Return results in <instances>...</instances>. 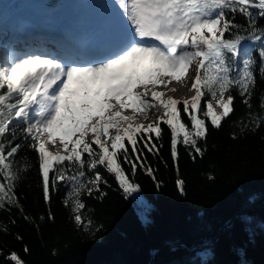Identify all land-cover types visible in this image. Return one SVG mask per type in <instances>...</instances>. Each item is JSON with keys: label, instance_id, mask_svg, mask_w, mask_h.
<instances>
[{"label": "snow or ice", "instance_id": "1", "mask_svg": "<svg viewBox=\"0 0 264 264\" xmlns=\"http://www.w3.org/2000/svg\"><path fill=\"white\" fill-rule=\"evenodd\" d=\"M117 3L123 42L102 59L0 51V209L19 205L16 183L30 165L16 157L26 143L38 157L45 202H50L51 191L67 184L71 190L65 204L71 203L77 225L92 232L93 221L83 215L82 196H92L108 183L99 168L115 177L126 197L132 196L141 186L130 179L121 158L131 166L132 177L139 164L155 181L143 153H159L152 134L161 138V123L170 129L171 157L179 172L178 145L203 155L200 141L207 137L209 122L220 128L234 111L233 89L249 109L253 107L257 71L264 77V26L259 23L264 0ZM237 14L246 24L236 22ZM190 69L194 77L189 90L194 95H168L176 91L169 85L187 77ZM161 86L167 92L157 90ZM206 95L211 99L201 109ZM181 104L190 125L182 117ZM259 107L264 109V98ZM129 109L132 114H125ZM153 109L162 115L147 124L136 122V114L144 113L147 119ZM261 123L264 117L256 116L243 126L251 124L254 130ZM58 137L63 153L48 149ZM176 185L184 193V180L177 179ZM7 259L9 264H25L16 252Z\"/></svg>", "mask_w": 264, "mask_h": 264}, {"label": "trees", "instance_id": "2", "mask_svg": "<svg viewBox=\"0 0 264 264\" xmlns=\"http://www.w3.org/2000/svg\"><path fill=\"white\" fill-rule=\"evenodd\" d=\"M236 22L246 24L239 14ZM259 23L264 26V19ZM231 94L234 111L220 128L209 122L207 137L200 141L203 155L178 145L179 172L171 157V132L163 123L161 138L152 134L159 153H143L155 181L139 164L132 177L131 166L121 158L125 172L141 186L146 222L133 197H126L101 167L108 183L82 196L83 215L93 221L92 232L85 231L75 222L71 203L65 204L70 186L60 184L45 202L37 154L15 141L25 143L16 159L30 167L16 183L19 205L0 209V264H9L12 252L25 264H264V123L254 130L251 124L243 126L250 118L264 117L259 107L264 77L257 71L251 109L238 89ZM210 99L202 98L201 109ZM177 179L184 180V193Z\"/></svg>", "mask_w": 264, "mask_h": 264}, {"label": "rangeland", "instance_id": "3", "mask_svg": "<svg viewBox=\"0 0 264 264\" xmlns=\"http://www.w3.org/2000/svg\"><path fill=\"white\" fill-rule=\"evenodd\" d=\"M13 1L14 0H0V7H1V3H6L7 5H10L13 3ZM40 1L44 2L46 0H40ZM100 1L101 0H68L65 3H58L56 6L47 5L46 7H48L47 8L48 13H51V14H61L62 13L66 15L73 14L74 16L80 17L81 20L83 19V21H86L87 23L90 22L91 20L94 23L100 18L101 11L104 10V8L100 6ZM193 74L194 73H191L190 75H193ZM190 77L191 79L193 78L192 76ZM175 82L177 84L179 81L178 82L173 81L172 84H174ZM172 84L169 85V87H171ZM161 88L162 86L159 87L157 90L161 91ZM163 91L167 92V89ZM167 94L172 95L171 92H167ZM192 95H194V92L188 89V91L186 92L184 96H182V98L187 97L190 99ZM213 103L215 104V101H213ZM125 114H132L131 110L129 109ZM158 115H162V112L157 113L154 109L151 110L147 114V119H145L144 113H138L136 114V122L147 124V123H150L152 120H154L156 116ZM110 131H114V130H110ZM112 134L114 135L115 133L112 132ZM89 140H90V137H89ZM54 147L55 146L53 145L51 148H54ZM56 151L58 150H55L54 152ZM132 197L141 214L140 216L142 220L146 222L147 217L146 215H144L146 205L143 203L140 194L138 192L134 193Z\"/></svg>", "mask_w": 264, "mask_h": 264}, {"label": "bare ground", "instance_id": "4", "mask_svg": "<svg viewBox=\"0 0 264 264\" xmlns=\"http://www.w3.org/2000/svg\"><path fill=\"white\" fill-rule=\"evenodd\" d=\"M115 2L117 3V0H115ZM21 13L23 14H27L28 12H30L29 8L26 7H21L20 8ZM117 26V21H113V28H115ZM194 77L193 75H187V77L181 79L177 84L176 82L174 84H172L171 88H175L176 91L175 92H171V94L178 98L181 99L182 96H184L186 94V92L188 91V89H190V82H191V77ZM165 90L163 87L161 88V91ZM114 133V131H112ZM55 146L54 148H51L52 146ZM48 149L49 151L54 152L55 150H59V151H63V146L60 143L59 137L56 139L55 143H49L48 144Z\"/></svg>", "mask_w": 264, "mask_h": 264}]
</instances>
